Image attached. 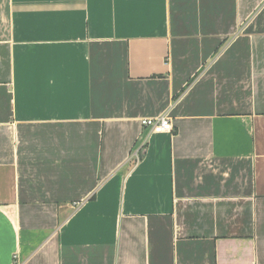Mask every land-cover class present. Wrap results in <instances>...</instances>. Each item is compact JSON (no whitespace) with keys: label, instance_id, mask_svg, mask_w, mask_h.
I'll list each match as a JSON object with an SVG mask.
<instances>
[{"label":"crops","instance_id":"obj_1","mask_svg":"<svg viewBox=\"0 0 264 264\" xmlns=\"http://www.w3.org/2000/svg\"><path fill=\"white\" fill-rule=\"evenodd\" d=\"M17 263L264 264V0H0Z\"/></svg>","mask_w":264,"mask_h":264},{"label":"built area","instance_id":"obj_2","mask_svg":"<svg viewBox=\"0 0 264 264\" xmlns=\"http://www.w3.org/2000/svg\"><path fill=\"white\" fill-rule=\"evenodd\" d=\"M143 126H145L149 131L150 134L156 133H164V132H171L173 130V122L171 119V116L167 114H161L159 116H155L154 118H145L142 120ZM148 140V137L144 140V143H146ZM143 145L139 147V149H136L133 153V155L139 159L140 155L143 150ZM18 264V263H17Z\"/></svg>","mask_w":264,"mask_h":264}]
</instances>
